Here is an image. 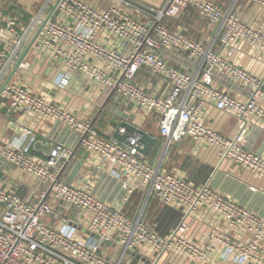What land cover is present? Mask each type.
<instances>
[{
	"label": "built area",
	"instance_id": "1",
	"mask_svg": "<svg viewBox=\"0 0 264 264\" xmlns=\"http://www.w3.org/2000/svg\"><path fill=\"white\" fill-rule=\"evenodd\" d=\"M56 1L45 0L26 25L0 8V92ZM222 1L168 0L162 8H148L150 18L142 21L121 9L131 7L129 0H114L106 9L86 0H61L31 52L62 70L59 81L80 74L118 100L158 116L159 133L167 147L192 139L215 148L222 163L230 162L264 180V159L244 148L250 126L264 124V76L254 75L231 60L243 44L256 57L264 58V25L250 24L238 15L242 4L264 11V0ZM187 9H194L217 28L221 52L166 26V20ZM165 52L185 55L195 71L169 64L163 57ZM27 58L18 72L30 69ZM143 69L167 84L162 95L137 84ZM223 81L240 93L233 95L223 89ZM1 98L25 116L52 121L76 132L83 149L118 173L126 192L124 203L134 193L144 192L178 210L181 222L171 234L161 236L142 220L129 218L122 207L66 184L62 173L74 151L58 144L45 159L33 157L29 152L35 137L29 131L17 144L0 139V158L33 176L44 191L40 201L33 203L0 184V264H131L141 252L148 264H164L162 260L170 256L205 264L214 254L233 264H264V218L209 185L195 187L183 177L151 165L141 152L138 136L130 137L127 144L105 138L91 121L13 80ZM208 106L237 120L234 138L208 127ZM48 197L79 210L85 228H58L44 222L54 214L53 207L46 203ZM201 211L211 212L225 223L223 231L211 230L205 247L188 236L190 220Z\"/></svg>",
	"mask_w": 264,
	"mask_h": 264
},
{
	"label": "crops",
	"instance_id": "2",
	"mask_svg": "<svg viewBox=\"0 0 264 264\" xmlns=\"http://www.w3.org/2000/svg\"><path fill=\"white\" fill-rule=\"evenodd\" d=\"M100 9L114 4V0H86ZM131 7L121 9L135 18L148 21V8H162L168 0H129ZM45 0H0V8L26 25L32 16L40 12ZM222 3H226L225 0ZM238 15L250 24L264 25V11L258 7L242 4ZM166 26L173 32L183 31L191 39L204 43L214 51L221 52L217 28L211 26L194 9H187L178 17L166 20ZM31 53V52H30ZM30 55V54H29ZM28 55V56H29ZM166 61L182 70L193 73L194 64L185 55L165 52ZM231 60L246 68L254 75L264 76V58L256 57L246 45L240 46ZM31 67L18 72L13 81L24 84L36 93H43L71 113L91 121L105 138H114L122 122L131 123L157 138V142L145 160L162 171L177 174L195 187L209 185L217 193L236 201L241 207L264 218V180L253 177L250 173L230 162H221L215 148L198 144L192 139H185L167 147L159 133V117L145 114L127 102L117 99L109 90L86 80L80 74L59 81L62 70L50 63L40 61L33 52ZM63 74V73H62ZM139 86L152 94L162 95L167 89L160 79L150 71L143 69L136 78ZM223 89L233 95L240 92L226 82L220 83ZM205 121L208 127L222 136L232 139L237 133V120L216 110L213 106L206 109ZM32 131L35 143L29 154L45 159L51 149L63 144L74 151V157L62 173V180L71 186L90 191L99 200L113 206L122 207L125 214L134 220L140 219L150 229L161 236H168L181 222V213L173 207L163 205L155 196L136 192L124 203L126 192L122 180L115 169L103 159L80 146V136L68 127L52 121L40 120L35 116H25L22 110H13L9 102L0 98V139L19 143L28 132ZM125 134V130L121 131ZM29 140V139H28ZM123 143V142H122ZM245 150L264 159V124L250 126L244 142ZM0 184L29 202L40 201L43 187L31 175L0 158ZM46 203L54 209V214L44 218V222L54 227L73 225L85 228L79 210L62 205L48 197ZM189 238L201 247L208 245L212 229L224 230L225 223L211 212L201 211L189 223ZM143 254L137 253L131 264H148ZM164 264H202L189 261L182 256H170L162 260ZM205 264H233L224 261L219 254H214Z\"/></svg>",
	"mask_w": 264,
	"mask_h": 264
},
{
	"label": "water",
	"instance_id": "3",
	"mask_svg": "<svg viewBox=\"0 0 264 264\" xmlns=\"http://www.w3.org/2000/svg\"><path fill=\"white\" fill-rule=\"evenodd\" d=\"M60 1L61 0H57L55 5L52 6L48 18L44 21L42 27L37 32V34L35 35L33 40L30 42V44L28 45L26 50L24 51L21 59L16 64V66H15L13 72L11 73L10 77L8 78L5 86L2 88V90L0 92V98H1V94H2L3 90L5 89L6 85H8L13 80V78L15 77V75L17 74V72L20 68V65L23 63V61L28 57V55L32 51V48L35 45V43L37 42V40L40 36V33L42 32V30L45 27V25L47 24V22L50 20L53 13L56 11V8H57L58 4L60 3ZM122 130H125V134H122V132H121ZM132 136H138L140 138V149L144 155H148L150 153L151 149L154 147V145L157 142L156 137L150 135L149 133L145 132L144 130L139 129L136 126H134L133 124L127 123V122H122L114 134L115 139H117L118 141L123 142L125 144L128 143V139ZM94 237L96 239H99V236H94Z\"/></svg>",
	"mask_w": 264,
	"mask_h": 264
},
{
	"label": "rangeland",
	"instance_id": "4",
	"mask_svg": "<svg viewBox=\"0 0 264 264\" xmlns=\"http://www.w3.org/2000/svg\"><path fill=\"white\" fill-rule=\"evenodd\" d=\"M33 58V52L30 53V55L27 58V62L31 63Z\"/></svg>",
	"mask_w": 264,
	"mask_h": 264
}]
</instances>
